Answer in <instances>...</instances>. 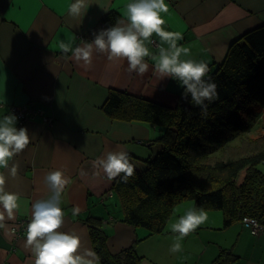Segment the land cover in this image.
<instances>
[{
    "label": "crops",
    "instance_id": "1",
    "mask_svg": "<svg viewBox=\"0 0 264 264\" xmlns=\"http://www.w3.org/2000/svg\"><path fill=\"white\" fill-rule=\"evenodd\" d=\"M73 2L0 0V119L14 108L32 107L33 114L23 122L17 120L15 127H25L36 137L14 158L19 165L15 177L0 169L8 177L6 191L21 197L20 210L12 219L6 217L0 228V264H34L25 247L31 205L50 196L44 176L56 169L70 177L61 196L65 220L59 231H75L83 247L93 250L85 221L95 217L107 234L109 252L118 253L136 241L139 264H215L219 257L229 259L223 264H264V233L253 235L240 222L224 228L218 211L206 210L208 219L181 241L182 249L176 253L170 252L172 216L163 231L154 235L122 222L116 179L108 180L93 162L97 157L106 159L108 151H119L118 145L131 157L146 156L159 128L110 115L104 107L108 92L117 90L173 108L183 88L154 71L152 57H158L161 46L155 36L152 43L145 42L150 56L145 58L149 69L143 76L129 73L126 61L110 62L95 51L90 67L77 62L71 53L63 54L58 47L61 40L80 47L93 42L100 31L117 26V20L122 27L128 23L125 10L130 0H89L88 10L79 18L68 15ZM166 3L168 12L162 14L165 30L181 32L183 40L178 44L190 47V56L181 59L204 60L211 69L209 74L235 40L264 24V0ZM113 16L116 19L109 26ZM74 206L81 209L75 216ZM20 223L24 231L13 232Z\"/></svg>",
    "mask_w": 264,
    "mask_h": 264
},
{
    "label": "trees",
    "instance_id": "2",
    "mask_svg": "<svg viewBox=\"0 0 264 264\" xmlns=\"http://www.w3.org/2000/svg\"><path fill=\"white\" fill-rule=\"evenodd\" d=\"M209 75L219 87L217 99L205 101L207 114L184 97V90L173 108L108 92L104 107L110 115L159 128L148 156L132 157L135 172L127 183L120 177L114 182L122 222L147 235L161 233L174 207L188 200L196 209L220 212L224 228L251 218L264 233V175L258 169L264 162V24L235 40ZM85 222L101 264H139L136 241L110 253L98 219Z\"/></svg>",
    "mask_w": 264,
    "mask_h": 264
},
{
    "label": "clouds",
    "instance_id": "3",
    "mask_svg": "<svg viewBox=\"0 0 264 264\" xmlns=\"http://www.w3.org/2000/svg\"><path fill=\"white\" fill-rule=\"evenodd\" d=\"M89 0H74L68 7V15L79 18L86 13ZM168 12L166 0H130L126 5V26H117L102 30L91 43H84L80 47H72L71 42L61 40L59 49L63 54L71 53L77 62L90 67L94 59V51L104 54L110 62H127V71L143 76L148 72L149 64L145 58L150 56L145 42L152 43L153 36L158 37L160 45L159 55L153 56L154 71L162 79L171 77L184 90V97H191L196 106H201L207 114L205 101H213L218 97V84L209 75L211 69L204 60L181 59L190 56V47L178 44L183 40L179 31L165 30L166 21L162 14ZM167 45L163 47L162 45ZM18 117L14 114L4 115L0 119V169L7 170L9 175H17L18 163L14 158L24 152L36 138L30 136L27 128L15 127ZM119 151H108L106 159L97 157L93 162L101 168L108 180L121 178L127 183L128 178L135 172L132 157L121 146ZM123 174V175H121ZM8 177L0 171V228L4 221L12 219L20 210L21 197L16 192L6 191ZM44 184L50 190L46 199H38L31 205V219L26 230L25 247L30 249L34 257V264H100V257L89 247H83L80 235L59 231L64 224L65 212L61 207V196L70 177L65 171L56 169L44 176ZM81 212L79 206H74L72 215ZM208 219L204 208H190L170 224L174 234L170 252L181 251V241L190 233L196 231ZM83 247V251H81Z\"/></svg>",
    "mask_w": 264,
    "mask_h": 264
},
{
    "label": "built area",
    "instance_id": "4",
    "mask_svg": "<svg viewBox=\"0 0 264 264\" xmlns=\"http://www.w3.org/2000/svg\"><path fill=\"white\" fill-rule=\"evenodd\" d=\"M34 109L32 107H19V108H14L11 111V114H14L18 117V120H20L21 122H23L24 120H26L31 114H33ZM243 223L246 224L249 229L251 234L253 235H257L259 232L262 231L260 225L257 223L256 220L251 219V218H244L243 219ZM16 229L20 230V231H24L25 227L23 223H20L19 226H17L16 228H12V231H16Z\"/></svg>",
    "mask_w": 264,
    "mask_h": 264
},
{
    "label": "rangeland",
    "instance_id": "5",
    "mask_svg": "<svg viewBox=\"0 0 264 264\" xmlns=\"http://www.w3.org/2000/svg\"><path fill=\"white\" fill-rule=\"evenodd\" d=\"M263 117H264V115H263ZM255 134H257V132L256 133H251L249 135H255ZM144 149H146V147ZM146 151H147V149H146ZM147 156H148V154H147ZM147 156H140L139 158L145 159ZM258 169L264 175V162L258 165ZM184 203H188V204H185V205L181 206ZM192 207H194V204L191 201H189V200L176 205L174 207V209H173L172 214H171V216H172L171 221L175 222L176 220L179 219V217L181 215H183L186 211H188Z\"/></svg>",
    "mask_w": 264,
    "mask_h": 264
}]
</instances>
